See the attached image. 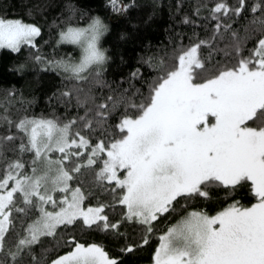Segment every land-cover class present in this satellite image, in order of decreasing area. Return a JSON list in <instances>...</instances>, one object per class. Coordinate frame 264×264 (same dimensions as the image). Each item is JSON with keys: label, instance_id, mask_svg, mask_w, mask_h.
<instances>
[{"label": "snow or ice", "instance_id": "1", "mask_svg": "<svg viewBox=\"0 0 264 264\" xmlns=\"http://www.w3.org/2000/svg\"><path fill=\"white\" fill-rule=\"evenodd\" d=\"M0 50V264H264V0H0Z\"/></svg>", "mask_w": 264, "mask_h": 264}, {"label": "trees", "instance_id": "2", "mask_svg": "<svg viewBox=\"0 0 264 264\" xmlns=\"http://www.w3.org/2000/svg\"><path fill=\"white\" fill-rule=\"evenodd\" d=\"M103 0H96V3H102ZM95 7V3L93 4ZM110 20L114 25L121 24V18L116 15H110ZM149 38L155 39V36L152 35L151 32L148 33ZM162 38V37H161ZM115 39V35H110L107 37V40L109 42L113 41ZM128 51H132L134 47V42H129L124 46ZM15 54H9L5 55V52L3 50H0V83H7L9 81L15 82L16 78L13 77L7 70L8 65L12 62V59L14 58ZM22 83V81H21ZM19 86V85H18ZM39 111V108L36 109Z\"/></svg>", "mask_w": 264, "mask_h": 264}]
</instances>
